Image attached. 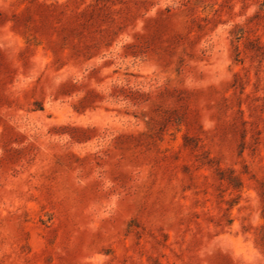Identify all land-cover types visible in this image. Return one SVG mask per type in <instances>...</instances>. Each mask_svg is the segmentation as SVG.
I'll list each match as a JSON object with an SVG mask.
<instances>
[{
  "label": "rangeland",
  "instance_id": "374dc122",
  "mask_svg": "<svg viewBox=\"0 0 264 264\" xmlns=\"http://www.w3.org/2000/svg\"><path fill=\"white\" fill-rule=\"evenodd\" d=\"M0 264H264V0H0Z\"/></svg>",
  "mask_w": 264,
  "mask_h": 264
}]
</instances>
